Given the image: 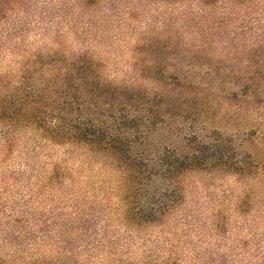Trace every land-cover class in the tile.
I'll use <instances>...</instances> for the list:
<instances>
[{
  "label": "rangeland",
  "instance_id": "rangeland-1",
  "mask_svg": "<svg viewBox=\"0 0 264 264\" xmlns=\"http://www.w3.org/2000/svg\"><path fill=\"white\" fill-rule=\"evenodd\" d=\"M40 52L64 63L88 52L115 84L190 96L202 114L171 124L192 140L216 132L259 169L187 172L171 210L144 221L133 208L155 182L135 197L111 158L2 122L0 264H264V0H1L0 93L40 77ZM181 79L199 87L182 92ZM166 126L158 137L174 144Z\"/></svg>",
  "mask_w": 264,
  "mask_h": 264
},
{
  "label": "trees",
  "instance_id": "trees-1",
  "mask_svg": "<svg viewBox=\"0 0 264 264\" xmlns=\"http://www.w3.org/2000/svg\"><path fill=\"white\" fill-rule=\"evenodd\" d=\"M255 53L250 58L258 67L261 58ZM35 61L39 65L32 72L39 78L30 74L12 90L0 93V123L30 125L56 144L83 149L89 156L111 158L113 167L117 166L124 176L123 189L133 188L135 197L142 191L144 179L155 182L152 192H147L150 201L134 204V219L148 221L171 210L179 196L177 181L187 172L220 169L243 177L251 169H259L257 160L249 154L243 159L230 158L227 140L216 132L208 137L198 133L192 140L171 124L181 117L202 114L200 105L190 103V96L184 93L174 101L160 84L151 92L141 86L115 84L100 75L88 52L74 55L65 63L56 54L45 57L40 52ZM48 73L51 77L46 76ZM227 73L243 79L241 86L249 84L243 71ZM160 80L173 84L169 76L156 78ZM177 86L186 92L199 84L181 79ZM231 95L236 97L238 93ZM170 108L173 112L168 114ZM165 125L175 131L171 135L178 136L174 144L158 137V128Z\"/></svg>",
  "mask_w": 264,
  "mask_h": 264
}]
</instances>
